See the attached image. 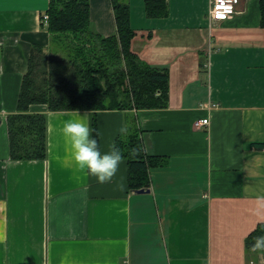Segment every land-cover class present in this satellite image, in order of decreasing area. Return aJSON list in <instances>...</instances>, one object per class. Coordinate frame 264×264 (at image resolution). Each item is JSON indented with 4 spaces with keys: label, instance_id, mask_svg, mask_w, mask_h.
<instances>
[{
    "label": "crops",
    "instance_id": "crops-1",
    "mask_svg": "<svg viewBox=\"0 0 264 264\" xmlns=\"http://www.w3.org/2000/svg\"><path fill=\"white\" fill-rule=\"evenodd\" d=\"M50 0H0V264H264L247 239L264 224V26L260 0L211 21L210 0H125L131 48L169 69V102L140 109H59L47 114L45 158L10 155L7 116L33 43L48 47ZM91 27L116 32L111 0H90ZM85 114L107 151L136 117L148 154L149 191L133 192L128 160L100 183L78 170L63 122ZM209 123L196 128V119Z\"/></svg>",
    "mask_w": 264,
    "mask_h": 264
},
{
    "label": "trees",
    "instance_id": "trees-1",
    "mask_svg": "<svg viewBox=\"0 0 264 264\" xmlns=\"http://www.w3.org/2000/svg\"><path fill=\"white\" fill-rule=\"evenodd\" d=\"M117 30L102 35L91 27L90 0H50L48 30L51 44L31 46L23 75L18 111L7 116L10 155L15 159L47 156V114L31 112L33 103L59 109H140L165 107L169 102V69L142 59L131 48L135 30L129 4L111 0ZM148 16L165 15L166 0H146ZM264 26V0L259 1ZM1 51V49H0ZM94 124V133H96ZM257 147L264 142H254ZM128 160L131 189L148 187L149 169L161 161L146 152L142 129L134 116L115 141ZM264 234V224L249 236Z\"/></svg>",
    "mask_w": 264,
    "mask_h": 264
},
{
    "label": "clouds",
    "instance_id": "clouds-1",
    "mask_svg": "<svg viewBox=\"0 0 264 264\" xmlns=\"http://www.w3.org/2000/svg\"><path fill=\"white\" fill-rule=\"evenodd\" d=\"M85 114L63 122L61 132L67 151L78 170L86 176H94L100 183L111 180L122 162L120 149L112 144L107 151H102ZM252 249L264 250V234L254 237ZM59 264H71L67 257H62Z\"/></svg>",
    "mask_w": 264,
    "mask_h": 264
},
{
    "label": "built area",
    "instance_id": "built-area-1",
    "mask_svg": "<svg viewBox=\"0 0 264 264\" xmlns=\"http://www.w3.org/2000/svg\"><path fill=\"white\" fill-rule=\"evenodd\" d=\"M211 7L209 10V17L211 21H219L225 20L233 15H235L238 11V5L241 0H210ZM43 21L48 24L49 15H43ZM209 123V118L204 117L200 119H196L194 125L196 128H201L202 126Z\"/></svg>",
    "mask_w": 264,
    "mask_h": 264
},
{
    "label": "water",
    "instance_id": "water-1",
    "mask_svg": "<svg viewBox=\"0 0 264 264\" xmlns=\"http://www.w3.org/2000/svg\"><path fill=\"white\" fill-rule=\"evenodd\" d=\"M149 187H141V188H133L132 191L133 192H145V191H149Z\"/></svg>",
    "mask_w": 264,
    "mask_h": 264
}]
</instances>
